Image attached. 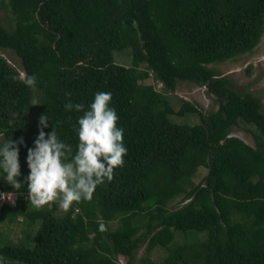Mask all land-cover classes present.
I'll return each instance as SVG.
<instances>
[{
	"label": "trees",
	"instance_id": "1",
	"mask_svg": "<svg viewBox=\"0 0 264 264\" xmlns=\"http://www.w3.org/2000/svg\"><path fill=\"white\" fill-rule=\"evenodd\" d=\"M5 6L12 22L0 17V142L25 141L18 179L29 171L27 149L38 117H50L45 132L53 126L70 156L82 112L64 105L87 107L100 90L112 93L128 152L91 200L74 201L62 214L55 201L32 205L26 183L21 189L0 183L2 258L12 264H118L124 255L127 264H264L262 99L233 87L211 66L260 42L264 0H7ZM126 51L129 65L115 60V52ZM29 75L36 79L31 87L23 83ZM179 81L205 85L218 108L204 113L182 100L175 110L166 93ZM195 113V123L170 117ZM240 123L253 126L254 145L232 134ZM200 166L207 173L195 183ZM2 192L17 197L12 203ZM19 221L21 234L11 236L6 227ZM177 234L194 237L178 242ZM27 239L33 244L24 245ZM156 247L167 250L161 261L150 256Z\"/></svg>",
	"mask_w": 264,
	"mask_h": 264
},
{
	"label": "clouds",
	"instance_id": "2",
	"mask_svg": "<svg viewBox=\"0 0 264 264\" xmlns=\"http://www.w3.org/2000/svg\"><path fill=\"white\" fill-rule=\"evenodd\" d=\"M23 83L31 87L36 79L29 75ZM111 101L112 93L100 90L94 93L87 107L71 101L65 103L66 110L82 112L74 125L78 143L70 156L68 145L53 126L45 132L50 117L41 114L33 146L27 149L29 171L23 180L18 179L23 175L19 159V145L25 143L23 137L19 141L10 137L0 142V177L14 189H21L26 183L29 201L36 207L55 201L68 209L74 201L91 200L97 186L113 179L114 169L123 166L128 152L124 129L117 123L119 115ZM8 195L1 198L7 199ZM98 227L100 231L106 230L104 223Z\"/></svg>",
	"mask_w": 264,
	"mask_h": 264
},
{
	"label": "rangeland",
	"instance_id": "3",
	"mask_svg": "<svg viewBox=\"0 0 264 264\" xmlns=\"http://www.w3.org/2000/svg\"><path fill=\"white\" fill-rule=\"evenodd\" d=\"M5 2H7V0H0V17L2 18L3 23L7 25L11 21L12 15L9 8L5 6ZM4 55L9 58L10 62L13 65L20 67L19 58L14 54V52L7 51L4 53ZM130 59L131 57L128 51L120 53L115 52V60L121 64L129 65L131 61ZM211 66H216V68L219 69L222 75L227 76L231 80V85L233 87L239 90L248 89L259 95L262 99L264 109V34L261 37L260 42L254 47L252 51L241 54L234 59H230L214 65L211 64ZM21 75H23L22 72ZM146 81L152 82V79L150 80L149 78ZM166 94L175 110L179 108L182 100H188L194 103L204 113H208L209 111L216 110L218 108V103L214 101L213 94L207 91V87L205 85L195 84L194 82L179 81L176 85V88L174 90L167 91ZM32 114H34V111H32ZM32 114H30L29 117H31ZM170 117L173 121L176 122H183L188 119V122L190 123L198 122L199 119L197 113L192 114L188 118H185L184 116L178 114H172ZM253 131V126L247 125L245 123H240L239 126L234 127L232 134L244 139L247 143L254 145ZM206 173L207 169L203 166H200L196 174L193 176V181L195 183L199 182ZM0 180L3 181L0 182L1 184H5L6 181H4L2 177H0ZM3 195L4 194H2V196ZM16 197V193H10V195H8L7 197V200L13 203ZM26 198H28V193L26 195ZM178 200L179 198H177L172 205L177 206L178 204H176V202H178ZM65 210L66 209L59 206L57 214H62ZM110 225L112 228H114L116 223L112 222L110 223ZM22 227L23 224L19 221L14 226H7L6 229L12 230L11 236H19L21 234L20 229ZM36 227V224L32 227L33 232L35 231ZM203 234L204 236L206 235L205 233ZM193 237L194 236L177 234L176 240L178 242H182L185 240H190ZM33 242L34 240L27 239L23 243L24 245H32ZM145 245V243L142 244L136 250L137 260H139V258L145 254ZM166 254L167 250L165 248L156 247L151 252L150 256L156 261H161ZM127 259L128 258L124 255L117 256L118 264H127ZM0 264L12 263L0 256Z\"/></svg>",
	"mask_w": 264,
	"mask_h": 264
}]
</instances>
